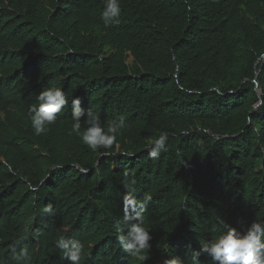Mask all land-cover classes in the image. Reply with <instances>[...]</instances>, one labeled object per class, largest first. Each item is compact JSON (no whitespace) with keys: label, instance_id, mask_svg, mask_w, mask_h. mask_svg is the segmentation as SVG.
I'll use <instances>...</instances> for the list:
<instances>
[{"label":"trees","instance_id":"1","mask_svg":"<svg viewBox=\"0 0 264 264\" xmlns=\"http://www.w3.org/2000/svg\"><path fill=\"white\" fill-rule=\"evenodd\" d=\"M104 5L0 0V264H17L22 247L30 264H70L61 236L83 243L81 264L109 258L125 172L138 202L151 197L137 212L153 237L125 264H191L204 234L225 231L221 218L241 233L264 221V0H120L107 27ZM48 87L69 105L37 136L29 109ZM75 97L105 129L124 119L110 154L73 131Z\"/></svg>","mask_w":264,"mask_h":264},{"label":"clouds","instance_id":"2","mask_svg":"<svg viewBox=\"0 0 264 264\" xmlns=\"http://www.w3.org/2000/svg\"><path fill=\"white\" fill-rule=\"evenodd\" d=\"M121 6L120 0H105V5L101 13V19L105 27L109 25H118L120 23ZM38 105L30 107L29 117L31 127L35 135L39 136L48 130V126L54 124L59 115L69 105V100L65 92L59 87H48L43 89L37 95ZM71 110L73 118V131L80 135L83 144L93 152L103 150L101 154H110L107 150L111 149L117 143V134L125 128L123 118L113 120L105 129L99 115L82 107V101L79 97L71 100ZM84 121L86 127L81 131V121ZM168 134L162 132L149 148L148 155L156 159L164 150ZM85 172L87 169L84 170ZM128 172L124 173L125 188L129 195L126 196L125 206L128 209L124 220L118 219L117 233L110 232L108 242L112 243L113 248L116 241L119 244L121 253L129 255H120L118 252H112L109 246V258L102 259L99 264H125L129 256L147 252L151 248L150 241L152 235L140 219L137 209L146 208L147 202L151 200L150 196L145 197L144 201L138 202L135 199V180L130 179ZM43 214L48 216L55 215L52 205L43 207ZM225 231L214 238V233L208 232L205 242H200L198 250H191V264H201L200 257L204 256L210 259L212 264H264V221L254 220L250 226L241 233L236 228L231 227L223 218L219 220ZM113 224V223H112ZM28 233L20 236L17 243H22L28 238ZM116 239L115 242H112ZM117 244V245H118ZM110 245V244H109ZM55 247L60 251L61 257L70 261V264H81L84 254V245L81 241L68 239L61 236L55 241ZM147 259L146 256L142 257ZM14 260L17 264H30L31 256L27 247H22L20 251L14 254ZM165 264H184L180 257H172L165 260Z\"/></svg>","mask_w":264,"mask_h":264},{"label":"bare ground","instance_id":"3","mask_svg":"<svg viewBox=\"0 0 264 264\" xmlns=\"http://www.w3.org/2000/svg\"><path fill=\"white\" fill-rule=\"evenodd\" d=\"M63 13H64V11H62ZM38 159V158H37ZM27 169V168H26ZM51 199V198H50ZM238 217V216H237ZM120 220V219H119ZM218 222V221H217ZM246 228V227H245ZM109 234V233H108ZM207 236V235H206ZM72 239V238H71ZM112 242H114V241H112ZM105 248H107L106 246H105ZM112 248V247H111ZM113 250V249H112ZM108 251H109V249H108ZM121 249H120V247H119V244L117 245L116 244V246H115V248H114V250H113V252H118L120 255H129V254H127V253H125V252H123V253H121ZM104 253H105V255H106V253H107V251H105V252H102V255H104ZM179 256V255H178ZM134 260V259H133ZM139 260V259H138ZM130 262V261H129ZM131 263V262H130Z\"/></svg>","mask_w":264,"mask_h":264},{"label":"water","instance_id":"4","mask_svg":"<svg viewBox=\"0 0 264 264\" xmlns=\"http://www.w3.org/2000/svg\"><path fill=\"white\" fill-rule=\"evenodd\" d=\"M262 58L264 59V54H263Z\"/></svg>","mask_w":264,"mask_h":264},{"label":"rangeland","instance_id":"5","mask_svg":"<svg viewBox=\"0 0 264 264\" xmlns=\"http://www.w3.org/2000/svg\"><path fill=\"white\" fill-rule=\"evenodd\" d=\"M131 60V59H130Z\"/></svg>","mask_w":264,"mask_h":264}]
</instances>
